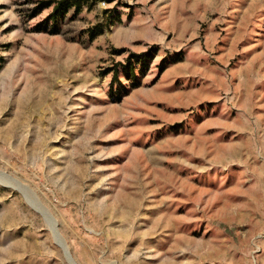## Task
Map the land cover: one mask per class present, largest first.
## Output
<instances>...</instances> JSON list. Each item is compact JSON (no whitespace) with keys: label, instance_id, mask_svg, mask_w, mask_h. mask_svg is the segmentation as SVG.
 Returning a JSON list of instances; mask_svg holds the SVG:
<instances>
[{"label":"rangeland","instance_id":"rangeland-1","mask_svg":"<svg viewBox=\"0 0 264 264\" xmlns=\"http://www.w3.org/2000/svg\"><path fill=\"white\" fill-rule=\"evenodd\" d=\"M58 1L0 0V264H264V0Z\"/></svg>","mask_w":264,"mask_h":264},{"label":"trees","instance_id":"trees-1","mask_svg":"<svg viewBox=\"0 0 264 264\" xmlns=\"http://www.w3.org/2000/svg\"><path fill=\"white\" fill-rule=\"evenodd\" d=\"M52 4H56V5L54 7L53 13L49 16L48 20L55 23V25L58 22V20L63 19L71 9H75L77 12H79L83 5L81 0H61L55 3L54 2L48 3L47 6H51ZM55 25L50 30L52 34H56L59 31L58 27ZM135 58L137 59V63L141 65V70L145 71L147 68V63L145 62V60L151 58L150 54L138 55ZM132 73H133V69H132Z\"/></svg>","mask_w":264,"mask_h":264}]
</instances>
